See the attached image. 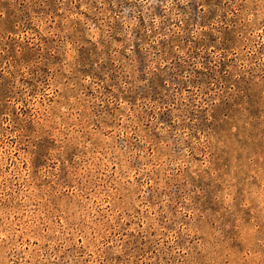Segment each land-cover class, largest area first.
<instances>
[{"label":"rangeland","instance_id":"1","mask_svg":"<svg viewBox=\"0 0 264 264\" xmlns=\"http://www.w3.org/2000/svg\"><path fill=\"white\" fill-rule=\"evenodd\" d=\"M0 264H264V0H0Z\"/></svg>","mask_w":264,"mask_h":264}]
</instances>
